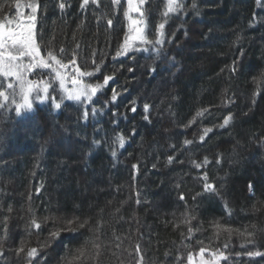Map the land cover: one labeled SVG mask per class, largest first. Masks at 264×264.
I'll return each instance as SVG.
<instances>
[{
	"label": "trees",
	"instance_id": "obj_1",
	"mask_svg": "<svg viewBox=\"0 0 264 264\" xmlns=\"http://www.w3.org/2000/svg\"><path fill=\"white\" fill-rule=\"evenodd\" d=\"M28 2L0 0V20ZM36 3L41 55L102 87L85 109L0 108V264H264V0H146L152 43L120 56L125 2ZM29 78L59 93L50 69Z\"/></svg>",
	"mask_w": 264,
	"mask_h": 264
},
{
	"label": "snow or ice",
	"instance_id": "obj_2",
	"mask_svg": "<svg viewBox=\"0 0 264 264\" xmlns=\"http://www.w3.org/2000/svg\"><path fill=\"white\" fill-rule=\"evenodd\" d=\"M97 0H92V3H96ZM89 0H83V4L87 5ZM113 3H120V0H113ZM146 0H128V10L125 11L124 15L129 21V34H126L124 43L120 46V50L117 51V56L126 55L129 51L133 50L135 43L138 41L140 43H152V41L147 39L145 35V11L143 10V5H145ZM31 9L30 14L24 16L23 13H18L19 19L13 18L6 21L0 20V108L6 107L7 103L10 101L15 105V112L17 115L22 114V112L31 111L33 108V99H47L49 88L51 83L46 80H34L29 77L38 69H50L54 73V79L60 82V87L64 91L65 96L69 100L80 101L82 98L91 101L92 97L96 95L97 91L102 87V85H92L85 84L79 77L91 76L90 72H81L79 67L75 68L76 76L71 78V83L73 84L72 89L66 87L67 77L62 70L68 68V64L64 63L62 59L58 58L53 51L49 50L47 55H41V48L36 41L35 27H36V12L39 8L36 0H29L28 3L24 5ZM65 5L60 4V8L63 9ZM182 5L179 0H167L166 11L163 13L164 16H168L170 13L177 12ZM135 12L138 14L139 19H134L130 13ZM108 23L111 25L112 21L109 20ZM164 24L161 23L158 26L159 37H163ZM162 39L158 38L155 43L161 44ZM61 52L64 50L61 49ZM72 65H76L75 59L69 61ZM99 68H97V71ZM111 76L104 77V84H107L111 80ZM19 97V101L16 97ZM113 100L116 99L115 94L113 95ZM60 104L56 103L55 107L60 108ZM148 105H145V110H147ZM134 110V109H133ZM202 115L201 112L197 113V116ZM87 117V113H85ZM147 119V117H145ZM231 117L225 119V124ZM211 129L205 130V135ZM121 146H123V137L118 138ZM203 140V136H201ZM186 144L191 143V141H185ZM115 155V153H113ZM171 162V158H169ZM199 167V165H197ZM205 179H207L205 177ZM206 190H214L212 185L206 184ZM70 226L73 222L68 221ZM32 225L39 229L41 226L36 220L32 221ZM83 227V224L79 225ZM222 226L217 224L216 228L219 230ZM68 230L75 231V229L69 228ZM226 231H231L230 229H225ZM191 231V229H189ZM60 230H54L50 233L52 238L59 236ZM249 235H251L249 233ZM99 248V245H95ZM17 254L24 252L25 248L23 244L16 250ZM78 255H73L72 259L68 261V264H77L84 257V249H79ZM137 251L139 248L137 247ZM206 249H200L201 264H216L219 259H226L221 253L219 256L216 253H212L214 257L213 260H205L204 253ZM38 255L37 248H29L27 251V257L35 258ZM99 253L97 252V257ZM249 256L261 255L259 252H249ZM189 264H191L192 257L189 256ZM31 264V261H29ZM142 264V258H141Z\"/></svg>",
	"mask_w": 264,
	"mask_h": 264
},
{
	"label": "rangeland",
	"instance_id": "obj_3",
	"mask_svg": "<svg viewBox=\"0 0 264 264\" xmlns=\"http://www.w3.org/2000/svg\"><path fill=\"white\" fill-rule=\"evenodd\" d=\"M121 1L125 2V8H124V10L127 11L128 10V0H120V3H121ZM184 1H186V0H179V3L184 2ZM30 12H31V9L30 8H27V7L23 6V5H20L14 11V13L12 14V16L9 19H13V18L19 19L20 17L18 16V13H23L24 16H27L28 14H30ZM130 15H132V17L134 19H139L138 14L135 13V12L130 13ZM126 20H127V23H128V30H129V21H128L127 18H126ZM35 30H36V27H35ZM145 33H146V22H145ZM35 36H36V34H35ZM137 43H138V41L135 43V47H136ZM65 71H66V69H64V72ZM69 74L71 75V72H69ZM65 76L67 77V79H66V87L68 89H72L74 87L73 84L70 82L72 77L71 76H67V75H65ZM0 79H2V78H0ZM56 83L57 84H55V86H56V88L58 87V90L57 91L59 93H56V95H54L52 93V90H51V87H50L49 88L48 98L47 99H43V100L33 99V108H32V110L34 109V105H36V104L37 105H41V104L50 103V104H54L55 105L56 103H63L65 101L72 102L75 105H77V106H79L81 108H84V109L86 107H88L90 101H88V100H86L84 98H82L80 101H75V100H69V99H67L66 96H65L64 91L60 87V82L58 80H56ZM16 100L19 101V97L18 96L16 97ZM10 103L11 102L9 101L7 104L10 105ZM11 106H15V105L11 103ZM31 111H26V112H22V113L27 114V113H29ZM191 257H192L191 264H196V262H197L196 258L193 255H191ZM187 262H188L187 264H189V259H188Z\"/></svg>",
	"mask_w": 264,
	"mask_h": 264
}]
</instances>
